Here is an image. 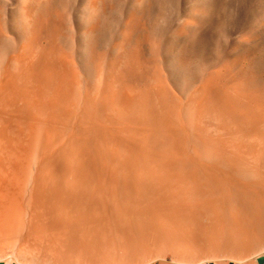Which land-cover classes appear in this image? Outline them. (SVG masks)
Instances as JSON below:
<instances>
[{
  "label": "rangeland",
  "instance_id": "obj_1",
  "mask_svg": "<svg viewBox=\"0 0 264 264\" xmlns=\"http://www.w3.org/2000/svg\"><path fill=\"white\" fill-rule=\"evenodd\" d=\"M0 99V164L28 168L20 182L0 175L1 191L15 186L25 224L3 229L0 216V264L76 262L55 248L51 232L36 230L44 220L48 229L75 220L54 212L33 173L43 165L45 174L86 192L101 167L90 151L103 143L133 173L128 178H136L134 168L167 174L169 188L181 175L217 172L190 170L181 165L186 158L214 167L223 157L234 169L244 161L251 176L229 177L256 189L243 197L249 204L264 203V0H0ZM99 104H106L101 118ZM52 157L56 165L49 166ZM200 177L202 203L214 196ZM31 201L40 208L30 210ZM40 213L43 221L35 219ZM261 219V227L249 218L243 230L225 229L220 243L206 230L187 229L183 243L156 241L137 264H264Z\"/></svg>",
  "mask_w": 264,
  "mask_h": 264
},
{
  "label": "bare ground",
  "instance_id": "obj_2",
  "mask_svg": "<svg viewBox=\"0 0 264 264\" xmlns=\"http://www.w3.org/2000/svg\"><path fill=\"white\" fill-rule=\"evenodd\" d=\"M40 28L42 29L41 26ZM20 65L23 66V64ZM3 96L1 98H3ZM4 99L5 98H3V101ZM5 101H8V99H5ZM0 104H3V102L1 103L0 101ZM100 105L103 106L101 107ZM104 105L106 104L98 105L100 106L99 116H103V113L101 114V110L104 111ZM123 105H125V102L123 103ZM12 106L13 105H11V107ZM13 109H15L14 106ZM107 113L108 112L106 111V114ZM0 117L3 116H1L0 114ZM2 119L3 118H1L0 121ZM104 119H106L105 112L104 118H102L101 120ZM103 122H105V120ZM107 123L106 125H109V122ZM83 130L86 129L83 128ZM94 130L97 132V134L101 135V137L105 135L102 134L105 131V129L103 128L96 127L94 128ZM78 131H81V129ZM113 139L114 138H112L111 140ZM109 140L110 137L107 141ZM114 140L115 142L118 141L117 138H115ZM114 140L112 141V144ZM100 141L102 140L100 139ZM108 144H111L110 141ZM105 145L106 143H103V145L100 144V146L103 148V150L101 149L102 151H90V157L94 156V159L99 162L97 166L101 167H98L100 168V171L96 172V174H91L98 178L96 181L94 180L91 182L86 178L88 180L84 185V187H86L87 189L86 192H80L76 190V184L70 186L68 184V181L62 180L61 177L59 179H56L51 174H45V168L43 165L40 166L39 164V167L33 173L34 178L32 179L34 180V184L38 186L40 190H42V196L44 195V193H47L48 195L50 194L53 197V201H51L52 205L50 203H46V205H43L45 206V209L48 208L47 205H51L52 209L54 208V212L65 219V221L68 222V219L69 221L70 219H72L73 221L75 220V224L73 226H71L73 223L69 225L67 223L64 224L63 222L58 221V224L59 222L61 223L58 225V227L55 226L56 224H54L51 225L49 229L47 223L46 226L48 230H46L44 229V227H46L44 226L45 220L43 221L41 219L43 217L42 213H40L41 215L36 214V218L33 217V219H37V216H40V219L43 221V226L41 224L43 228L41 229L40 227L36 230L51 232L53 238L52 242L54 243L55 248L57 250L60 249L62 252H64L65 249L67 252L71 253V256L76 257V262L74 261V264H137L139 260L149 258L147 248L155 244L156 241L172 242L173 244H180L181 242L183 243L184 239L187 238L185 237L187 229L196 230L199 228L203 229V231L206 230L210 235H213L214 240L217 243H220V240L223 238L221 237L217 239V236L222 235L225 229L229 228L230 230L235 231L242 229V225H245L244 228L249 227V223H252V220L250 221L249 218L256 219V221L253 223L257 224L260 227L262 226L259 222L262 221L261 218H264V203H262L261 201H256L255 205H252L249 204L245 198H243L246 193H250V195H252L254 193L252 191H255L256 189L254 188L252 190V186L251 189H248L249 186H247V183L237 181L229 177L230 174H233L230 173L231 171L235 172V178L236 176L238 177V175L242 176L249 174L248 176H251L250 173L245 170L246 168H244L246 167L244 161H239L238 168L234 169L233 165L228 166V164H226L227 162L225 163V159L223 157L214 158L215 162L217 160V163L213 161L214 165H216L214 167H209L208 165H206L204 161L205 159L203 160V158L201 157H198L197 159L186 158L185 161H182L183 163L181 165L189 168L190 170L191 168H193L199 169L200 172L201 170H215L217 172H203L204 174L201 172V174H199L195 173L194 171L195 174L181 175V177L184 178H181L179 180L174 179L175 181H178V183H175L174 181L175 185L177 184V189L172 188L170 190L171 186H173L172 183L168 182V184H171V186L169 185V188L168 186H166V180H164L166 178L169 180V177H171L167 174H153L150 176V174L146 173L145 170L134 168L133 170L135 177L140 179L137 180L136 178H128V175H132L133 173H128V168L123 166L121 162L118 161V158L115 159L110 154V152L107 151V146ZM121 152L132 153L133 151ZM11 157L13 158L12 154ZM90 157L83 158V162L86 164V166H89L90 162L92 161ZM209 160L211 159L209 158ZM70 161H72L73 163L74 160L71 159ZM220 161L222 164L220 163L219 165L218 162ZM14 163L11 161H4L3 164H0V175L4 173H10L12 174V177L17 180L19 178H24L25 173L28 172L27 165L23 163L19 164V166L17 167ZM46 163L49 164V166L56 165L53 157L52 159H47ZM109 165H112L114 167L113 172L111 173H109L108 171L106 172L105 170ZM159 166L160 164H158L157 167ZM170 171L172 172V170ZM185 172L186 171H184V173ZM170 174H173V172ZM202 175L205 176L210 184V187H212V189H210V187L208 186L210 189V193H212L211 190H213L214 199H212V195L209 193L210 196H208L211 199H209L208 196H206V199H209L210 201H205L204 199V202L201 203L198 199V196H200L201 198L203 196V193H201V187L199 185V182H196V180L199 178L201 179L200 176ZM84 177V174L81 175L82 179ZM244 177L246 178L247 176ZM261 178H263L262 171ZM155 179H162V181H158ZM190 179H193L192 182L189 181ZM237 179H239V177ZM263 180H261V182H264ZM18 181H16L17 183L15 185L19 189L21 186L19 187L18 183L20 181ZM113 181H116L117 183H114ZM1 184L2 183H0V185ZM10 184L7 185V187L6 185L4 186L8 190L5 189L6 191H1L0 189V216L3 229L20 223L25 226V224L23 223V213L20 212L21 206H19V196L17 195L18 193H16L17 191L15 192L13 190L15 186L13 184ZM251 184L252 183H250V185ZM257 184L258 183H256V185ZM207 185L205 184V186ZM202 186L203 188L205 187L204 185ZM14 189L16 190V188ZM202 191L204 190L202 189ZM226 196H228V198L230 197L231 202H226ZM257 196L259 195L257 194ZM203 198L205 197L203 196ZM42 199L41 200L44 201V198ZM48 200H46L45 202H48ZM33 201L29 203L30 210L33 209L34 206L35 208L37 206L38 201H36V205L35 203H33ZM40 206L42 207L41 204ZM39 208L40 207H38V209ZM194 208H198L199 212H194ZM230 210L231 212H234V217L231 216ZM35 212L37 213V211ZM46 212H48V210ZM51 213L52 212H50V214ZM50 214H48V216ZM48 216H45V218H48ZM206 221L210 222V225H206L208 224L206 223ZM242 221L244 224L241 223ZM234 241L231 240V242ZM83 249H88L89 254L81 252Z\"/></svg>",
  "mask_w": 264,
  "mask_h": 264
},
{
  "label": "water",
  "instance_id": "obj_3",
  "mask_svg": "<svg viewBox=\"0 0 264 264\" xmlns=\"http://www.w3.org/2000/svg\"><path fill=\"white\" fill-rule=\"evenodd\" d=\"M2 264V263H1Z\"/></svg>",
  "mask_w": 264,
  "mask_h": 264
}]
</instances>
